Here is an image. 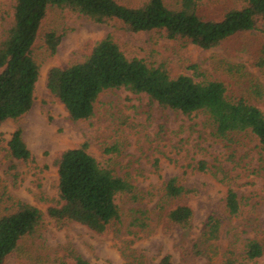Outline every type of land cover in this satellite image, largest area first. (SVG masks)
Listing matches in <instances>:
<instances>
[{
  "label": "rangeland",
  "instance_id": "rangeland-1",
  "mask_svg": "<svg viewBox=\"0 0 264 264\" xmlns=\"http://www.w3.org/2000/svg\"><path fill=\"white\" fill-rule=\"evenodd\" d=\"M127 6L145 0H116ZM178 8L180 0H162ZM13 0H0V34L9 25ZM242 0H196V12L205 19L220 20L224 12L240 8ZM258 30L236 34L213 48L201 49L180 39H167L154 32L133 33L121 23H95L67 9L48 8L32 47L38 66L33 102L24 115L0 125V216L22 201L42 214L34 233L21 239L4 264H55L72 249L87 264H159L165 254L173 264H206L201 257L185 255L202 222L210 212L221 220L222 252H231L238 260L244 240H256L264 247V150L249 132L231 133L217 138L203 113L189 117L150 102L144 94L124 89L102 92L94 103L93 115L73 121L47 90L46 78L52 68H66L82 61L95 42L111 35L128 57L147 64H163L170 76H194L189 65H196L208 80H219L226 94L245 99L264 114V96L255 98L249 88L258 84L264 90V71L258 61L264 59L263 24ZM47 32L60 35L54 53L46 49ZM19 127L31 159L21 162L8 157L6 141ZM87 144L96 161L125 178L136 189L139 199H116L121 223L104 234L71 223L61 225L46 215V208L57 197L55 160L61 151ZM204 169H199V163ZM170 178L189 192L165 202L163 187ZM227 189L239 200L237 215L228 216L224 208ZM179 204L192 210V234L181 231L166 220V211ZM146 211L144 229L127 228L130 209ZM261 256L248 264H263Z\"/></svg>",
  "mask_w": 264,
  "mask_h": 264
},
{
  "label": "trees",
  "instance_id": "trees-1",
  "mask_svg": "<svg viewBox=\"0 0 264 264\" xmlns=\"http://www.w3.org/2000/svg\"><path fill=\"white\" fill-rule=\"evenodd\" d=\"M48 8L67 9L95 23L117 21L130 32H154L167 39H180L201 49H210L236 34L258 30L263 24L264 0H242L240 8L224 12L220 20H209L196 12V0H180L178 8L167 7L162 0H145L137 6H127L116 0H13L9 25L0 34V125L16 120L30 109L38 66L32 56L37 32ZM60 35L44 34L43 42L50 54L54 53ZM264 71V59L258 61ZM194 76L179 74L172 77L163 64H147L137 57L128 58L106 35L95 42L87 56L66 68L48 71L46 88L63 105L73 121L86 120L93 115L94 103L107 90L124 89L133 94H144L150 102L189 117L203 113L215 137L226 139L231 133L249 132L264 150V114L245 99H233L226 94L219 80H208L196 65H189ZM255 98L264 96L258 84L249 88ZM8 157L26 162L31 153L26 147L21 129L16 127L6 141ZM57 197L46 208V215L55 223H71L86 227L95 234H104L121 223V212L116 199L126 197L136 201L139 195L125 178L109 167L99 164L87 151V144L65 149L55 162ZM199 169L204 164L199 163ZM189 190L170 178L163 187L165 202L188 193ZM240 203L236 193L227 189L224 208L228 216H235ZM127 228L144 229L146 211L130 209ZM169 224L183 236L192 234V210L179 204L165 213ZM42 219L41 212L28 203L16 201L9 213L0 216V264L14 252L25 236L34 233ZM222 220L210 212L202 222L185 255L201 257L206 264H248L264 256V247L256 240H244L242 256L238 260L231 252L219 247ZM55 264H87L72 249H68ZM128 264H140L137 260ZM159 264H173L165 254ZM180 264V263H177ZM264 264V263H263Z\"/></svg>",
  "mask_w": 264,
  "mask_h": 264
}]
</instances>
